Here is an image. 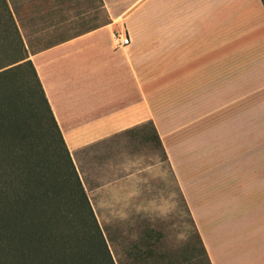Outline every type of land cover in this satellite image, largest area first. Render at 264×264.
<instances>
[{
  "label": "crops",
  "instance_id": "1",
  "mask_svg": "<svg viewBox=\"0 0 264 264\" xmlns=\"http://www.w3.org/2000/svg\"><path fill=\"white\" fill-rule=\"evenodd\" d=\"M100 1L107 23L31 55L75 163L85 162V149L118 144L153 121L145 110V63L151 72L174 74L170 88L216 90L217 104L246 91L247 114L201 119L200 182L192 189L199 207L186 179L190 168L168 153L211 264H264L263 1ZM120 33L130 37L129 46H119ZM257 97L263 98L258 114ZM213 117L214 135L207 125Z\"/></svg>",
  "mask_w": 264,
  "mask_h": 264
},
{
  "label": "rangeland",
  "instance_id": "2",
  "mask_svg": "<svg viewBox=\"0 0 264 264\" xmlns=\"http://www.w3.org/2000/svg\"><path fill=\"white\" fill-rule=\"evenodd\" d=\"M6 1L17 25L19 22L22 28L28 30L25 34L30 36L24 38L21 35L23 46L10 38L14 32L0 1V72L31 60L32 54L44 48L108 22L100 0ZM18 28L21 34L19 25ZM26 55L28 60L14 63ZM150 70L151 66L145 63V110L153 118L150 122L160 128L164 149L149 122L141 132L138 131L137 136L121 137L115 140L118 144L109 141L92 150L85 149V162L79 164L73 159L74 165L116 260L120 258L128 262L129 253L137 247L143 259L152 254L150 264H207L198 239L199 232L172 169L168 150L174 153L180 165L190 168L186 179L191 182L193 205L199 207V194L192 189H197L200 182L201 119L221 111L247 114L248 96L246 91L236 90L233 102L225 100L217 104L211 99L216 90L173 89L169 85L174 74ZM31 80L28 65L0 80V92L6 94L4 101L16 108L8 116L10 120H7L4 129L9 141L12 140L10 133L17 130L14 128L16 124H23L22 130L29 137L23 140L24 143L13 142V149L33 152L29 164L32 165V161L41 162L46 168L45 176L50 178L46 181L48 185L29 183V187L49 194L52 200L57 198L60 212H89L81 207V199L73 201L80 194L78 183L45 110L41 113L35 105V98L29 89ZM218 93L228 95L225 89ZM262 100L257 97V114L263 112ZM207 125L209 133L213 129L214 135V117ZM69 204L71 206L66 208ZM75 224L80 229L91 227L90 220L78 219Z\"/></svg>",
  "mask_w": 264,
  "mask_h": 264
},
{
  "label": "trees",
  "instance_id": "3",
  "mask_svg": "<svg viewBox=\"0 0 264 264\" xmlns=\"http://www.w3.org/2000/svg\"><path fill=\"white\" fill-rule=\"evenodd\" d=\"M0 1L7 11L6 16L10 19L11 29L14 32V36L10 38L19 41L23 46V39L7 1ZM262 1L264 3V0ZM28 59L29 57L26 55L14 63L19 64ZM23 65H28L32 73V82H29V89L35 98V105L41 110V113L43 109L45 110L44 112H46L50 120L55 136L58 137L63 145L64 152L70 163V171L78 183L80 194L73 201L81 199V207L88 209L89 212H77L75 214L60 212L57 198L52 200L49 194L45 195L41 190L30 189L29 183L42 186L47 184L46 181L50 180V178L45 176L46 168L41 162L34 163L32 161V165L31 163L29 164L33 152L31 153L26 149H13V142L20 143L23 140L26 141L29 137L22 130L23 124H16L14 128L16 127L17 130L10 133L12 140L11 142L9 141L10 139L4 129L7 126V120H10L8 116L13 114L16 108L11 103L7 104L4 101L6 94L1 91L0 264H150L152 254H148L143 259L137 247L129 253L130 260L128 262H123L120 258L116 260L114 257L109 242L92 210L73 158L57 124L32 60L1 71L0 80ZM149 124L153 125L155 137L161 148L164 149L156 126L153 122ZM11 126L13 125L11 124ZM49 189L50 186L47 190ZM70 206L71 204L66 206V208ZM78 219L81 221L90 220L91 227L80 229L75 224ZM198 239L207 264H211L199 233Z\"/></svg>",
  "mask_w": 264,
  "mask_h": 264
},
{
  "label": "built area",
  "instance_id": "4",
  "mask_svg": "<svg viewBox=\"0 0 264 264\" xmlns=\"http://www.w3.org/2000/svg\"><path fill=\"white\" fill-rule=\"evenodd\" d=\"M116 41L119 46L127 47L131 44L130 37L125 33H120L116 36Z\"/></svg>",
  "mask_w": 264,
  "mask_h": 264
}]
</instances>
